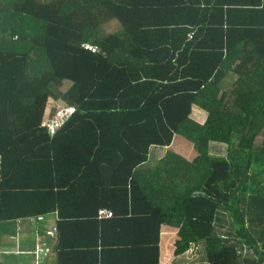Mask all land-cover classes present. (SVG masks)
I'll return each mask as SVG.
<instances>
[{
	"label": "trees",
	"instance_id": "16d2710c",
	"mask_svg": "<svg viewBox=\"0 0 264 264\" xmlns=\"http://www.w3.org/2000/svg\"><path fill=\"white\" fill-rule=\"evenodd\" d=\"M261 133L264 0H0V231L56 264H264Z\"/></svg>",
	"mask_w": 264,
	"mask_h": 264
},
{
	"label": "crops",
	"instance_id": "0c3cea01",
	"mask_svg": "<svg viewBox=\"0 0 264 264\" xmlns=\"http://www.w3.org/2000/svg\"><path fill=\"white\" fill-rule=\"evenodd\" d=\"M236 78V76H233V78L227 81L225 79L226 82L224 81L222 91H226L235 82ZM190 116L195 121L204 123L207 119L208 112L198 104H194ZM50 221L52 223L51 226L46 228ZM54 225V218H49L47 220L46 216L42 219H34L32 221L24 219L22 222L18 220L5 222L1 226V229H4L3 246L0 231V264H47V261L52 257L55 259L56 264L54 237L48 234V230L52 229ZM11 241L12 243L14 241L15 246L9 249ZM189 250H187L186 253L189 252ZM184 256H182L183 259H189Z\"/></svg>",
	"mask_w": 264,
	"mask_h": 264
},
{
	"label": "rangeland",
	"instance_id": "374dc122",
	"mask_svg": "<svg viewBox=\"0 0 264 264\" xmlns=\"http://www.w3.org/2000/svg\"><path fill=\"white\" fill-rule=\"evenodd\" d=\"M108 27V25H105L104 28ZM65 88V87H63ZM51 101V107H53V111H58L57 108L59 107H65L66 103L63 102L62 99H55V98H51L50 99ZM59 113V112H57ZM57 126V123L55 125L52 126V129H54L55 127ZM264 140V133H261V134H258L256 136V140H255V146L258 147L262 144ZM212 146L210 147L211 151L213 153H219V154H222V153H226V145L225 143H220V144H217V143H213L211 144ZM152 151V158L156 159V158H160L162 157L165 152H166V147H163V148H160V147H153L151 149ZM49 218L53 219L54 218V215H48L46 216V219L48 220ZM226 219V218H225ZM51 221L49 223V225L46 226L49 227L51 226ZM4 229H1V238H2V246L4 245V239H3V235H4ZM10 241V240H9ZM14 241L12 243L11 241V244L9 246V249L14 247ZM51 251H52V248H51ZM248 250H244L243 252H247ZM203 252H204V248L201 244L199 245H193L192 248L189 250V252L186 253V255L184 257L186 258H199V257H203ZM247 253H252L251 251H248ZM183 259V258H182ZM47 264H55V259L52 257L49 261H47Z\"/></svg>",
	"mask_w": 264,
	"mask_h": 264
},
{
	"label": "built area",
	"instance_id": "2783aa9c",
	"mask_svg": "<svg viewBox=\"0 0 264 264\" xmlns=\"http://www.w3.org/2000/svg\"><path fill=\"white\" fill-rule=\"evenodd\" d=\"M74 108V107H73ZM73 108H70V107H64L63 109H61L60 111H58L59 113H57V116L53 117L49 122H48V125H49V128L51 131H53L54 129H52V126L55 125L56 123L58 124L62 118H64L66 116L67 113H69L71 110H73ZM112 215V210L111 209H108V208H101L99 210V217H109ZM43 216L40 215L38 217H28V218H24L26 220H34V219H42ZM23 218H19L18 221L19 222H22L24 220ZM56 231H57V227L56 225L53 226L52 229L48 230V234H50L51 236H55L56 235Z\"/></svg>",
	"mask_w": 264,
	"mask_h": 264
},
{
	"label": "water",
	"instance_id": "95a60500",
	"mask_svg": "<svg viewBox=\"0 0 264 264\" xmlns=\"http://www.w3.org/2000/svg\"><path fill=\"white\" fill-rule=\"evenodd\" d=\"M53 241H55V237L53 238Z\"/></svg>",
	"mask_w": 264,
	"mask_h": 264
},
{
	"label": "clouds",
	"instance_id": "9594fccd",
	"mask_svg": "<svg viewBox=\"0 0 264 264\" xmlns=\"http://www.w3.org/2000/svg\"><path fill=\"white\" fill-rule=\"evenodd\" d=\"M55 236H56V235H55ZM55 236H54V237H55Z\"/></svg>",
	"mask_w": 264,
	"mask_h": 264
}]
</instances>
